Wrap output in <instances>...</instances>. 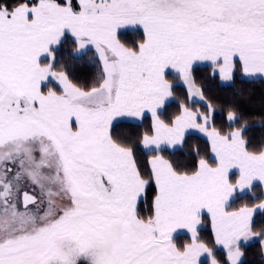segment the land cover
Instances as JSON below:
<instances>
[{"label": "snow or ice", "instance_id": "snow-or-ice-1", "mask_svg": "<svg viewBox=\"0 0 264 264\" xmlns=\"http://www.w3.org/2000/svg\"><path fill=\"white\" fill-rule=\"evenodd\" d=\"M69 41L90 84L58 59ZM201 63L264 78V0H0V264H244L248 242L264 264V114L231 103L217 127ZM170 74L186 99L167 116ZM192 130L204 151H182Z\"/></svg>", "mask_w": 264, "mask_h": 264}, {"label": "trees", "instance_id": "trees-1", "mask_svg": "<svg viewBox=\"0 0 264 264\" xmlns=\"http://www.w3.org/2000/svg\"><path fill=\"white\" fill-rule=\"evenodd\" d=\"M134 34L129 32L128 36L131 37ZM127 38V37H122ZM73 44L65 42L61 47L58 53V59L62 63L67 64L68 73L73 82L87 85L95 77L96 69L94 67L85 64L80 59H70L66 54L73 50ZM91 55V53H89ZM86 59V58H85ZM209 67L207 65L198 66L196 72V79L198 85L203 86L205 96L210 100L216 107L214 113V122L217 127H222L224 130H227L228 122L226 120V110L227 106L231 103H235L240 108V111L244 114V118L248 120L250 125H259L261 114H264V79L259 77H244L240 73H236L234 80L231 81L228 85H220L218 80L215 81V77H209L208 74L205 76ZM201 75H204L203 78ZM169 79L173 80L174 83L179 85V82L175 80L174 75L170 74ZM49 86H55L53 82ZM182 85H179L174 89L176 94V101L169 104L167 108L166 115H172L178 107V102L182 98L183 91ZM181 94L180 98L177 96ZM185 99V98H184ZM194 108H201V110H206V106L203 102L195 101L192 103ZM145 125L150 123V118L145 120ZM134 122L120 121L119 126L114 129V135L125 134L130 130V125H135ZM259 133L260 129L258 127L252 130V135L256 137L254 142L250 144L251 147L258 146L259 143ZM199 145L201 150L204 151L207 148V142L200 137L189 134L186 135L185 148L183 152H187L189 147ZM166 156L169 154L166 152ZM210 156V155H209ZM174 160H180L182 162L187 161L189 164L192 163L191 159L182 156L180 153H177L175 156L171 157ZM244 201L237 200L234 202L233 207H238ZM143 211V205H141ZM201 238L208 241L210 246L212 245V237L210 230V222L207 220L200 228ZM189 238L186 235L175 236V242L178 245H183L188 242ZM258 243L249 242L244 244V248L247 249V255L244 257V264H261L259 255H258ZM217 257L220 259L224 258V252L220 248H216Z\"/></svg>", "mask_w": 264, "mask_h": 264}, {"label": "crops", "instance_id": "crops-1", "mask_svg": "<svg viewBox=\"0 0 264 264\" xmlns=\"http://www.w3.org/2000/svg\"><path fill=\"white\" fill-rule=\"evenodd\" d=\"M201 64H205V63H201ZM169 73H171V70H168ZM149 118H150V114H149ZM120 121H128V122H134V123H138L136 121H129L127 118H121ZM187 134H193V135H196L198 137H200L201 139L205 140L206 141V137H204L201 133H198L196 132L195 130H192L190 131L189 133ZM186 134V135H187ZM207 142V141H206ZM210 156H211V153H210ZM233 172H235V170H232ZM234 178V177H233ZM206 215V214H205ZM210 230H211V226H210ZM178 235H186L188 236L189 240H190V236L189 234H187L186 232H184V230H180L177 234H174V236H178Z\"/></svg>", "mask_w": 264, "mask_h": 264}, {"label": "rangeland", "instance_id": "rangeland-1", "mask_svg": "<svg viewBox=\"0 0 264 264\" xmlns=\"http://www.w3.org/2000/svg\"><path fill=\"white\" fill-rule=\"evenodd\" d=\"M203 65H206V64H200L199 66H203ZM207 74H208V76H209L210 78L212 77V76H211V69H210V68H209V70L207 71L206 74L204 73L205 76H206ZM204 75H201V77L203 78ZM259 78H260V77H259ZM214 79H215V81L218 80V82H217V81H216V82L219 83L220 85H228V84L231 82V81H230V82H223V81H221L218 75H216ZM263 79H264V78H263ZM54 83H55V82H54ZM181 91H183V94H182L183 96H182V98H183V99H184V98L186 99V91H185V89L183 88V86H182V90H181ZM180 96H181V94H179L177 97L180 98ZM197 101H198V99H197ZM199 103H201V102H199ZM187 135H189V134H187ZM209 155H210V151H209ZM248 243H249V242H248ZM218 248H219V247H218ZM220 249L223 251L222 248H220ZM223 252H224V251H223Z\"/></svg>", "mask_w": 264, "mask_h": 264}]
</instances>
